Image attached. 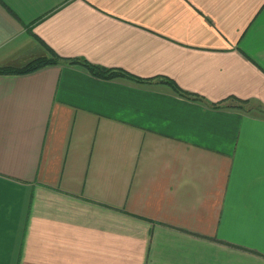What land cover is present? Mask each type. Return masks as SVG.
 <instances>
[{
  "label": "crops",
  "instance_id": "0c3cea01",
  "mask_svg": "<svg viewBox=\"0 0 264 264\" xmlns=\"http://www.w3.org/2000/svg\"><path fill=\"white\" fill-rule=\"evenodd\" d=\"M46 47L149 82L0 73V264H264V0H0Z\"/></svg>",
  "mask_w": 264,
  "mask_h": 264
},
{
  "label": "trees",
  "instance_id": "16d2710c",
  "mask_svg": "<svg viewBox=\"0 0 264 264\" xmlns=\"http://www.w3.org/2000/svg\"><path fill=\"white\" fill-rule=\"evenodd\" d=\"M49 57L40 58L37 60H34L27 64L24 67L21 68H1L0 73L1 74H28L35 71H38L42 68H45L47 66H57V65H68L71 67H76L81 69L82 71L86 72L87 74L98 78L102 80H118V81H126L131 82L135 84H145L146 82H149L146 79H141L136 76H133L126 71L122 69H113V68H105L101 67L92 63H89L85 59L82 58H64L59 55H57L54 51L47 48ZM160 82L166 84L170 90L180 97L190 98L197 101L203 102L204 99L198 95L188 93L184 90H182L173 80H170L168 78H160ZM234 99L241 103H246L245 101L237 100L235 98H229ZM212 106H218L217 104H212ZM225 108H234L238 110H242L241 106H225Z\"/></svg>",
  "mask_w": 264,
  "mask_h": 264
}]
</instances>
